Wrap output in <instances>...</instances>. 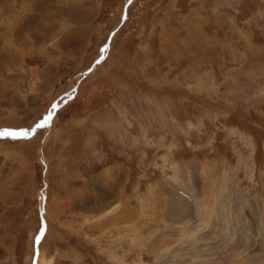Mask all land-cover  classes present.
<instances>
[{"label": "rangeland", "instance_id": "374dc122", "mask_svg": "<svg viewBox=\"0 0 264 264\" xmlns=\"http://www.w3.org/2000/svg\"><path fill=\"white\" fill-rule=\"evenodd\" d=\"M20 129L0 264H264V0H0Z\"/></svg>", "mask_w": 264, "mask_h": 264}, {"label": "snow or ice", "instance_id": "6c2138e0", "mask_svg": "<svg viewBox=\"0 0 264 264\" xmlns=\"http://www.w3.org/2000/svg\"><path fill=\"white\" fill-rule=\"evenodd\" d=\"M100 61H97V64H99ZM56 108V105H53V109ZM52 119V113L50 112L48 114L47 117H45V119L40 123V124H37V128H41V127H44L46 126ZM32 133H30L28 130L26 129H20V130H17V131H9V130H4L2 132H0V136H3V137H10L14 140L16 139H19V140H27L31 137ZM43 233H44V229L41 228L40 230V235H38L36 237V242L39 243L40 242V239L41 237L43 236Z\"/></svg>", "mask_w": 264, "mask_h": 264}, {"label": "bare ground", "instance_id": "6f19581e", "mask_svg": "<svg viewBox=\"0 0 264 264\" xmlns=\"http://www.w3.org/2000/svg\"><path fill=\"white\" fill-rule=\"evenodd\" d=\"M172 201V200H171ZM163 202V201H162ZM172 203V202H171Z\"/></svg>", "mask_w": 264, "mask_h": 264}]
</instances>
